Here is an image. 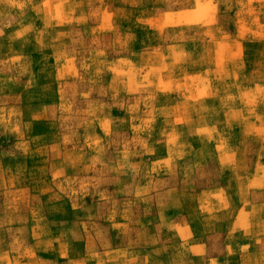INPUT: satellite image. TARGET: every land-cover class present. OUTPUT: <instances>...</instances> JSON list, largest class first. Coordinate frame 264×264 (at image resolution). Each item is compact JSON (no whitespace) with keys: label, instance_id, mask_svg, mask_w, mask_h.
Wrapping results in <instances>:
<instances>
[{"label":"rangeland","instance_id":"obj_1","mask_svg":"<svg viewBox=\"0 0 264 264\" xmlns=\"http://www.w3.org/2000/svg\"><path fill=\"white\" fill-rule=\"evenodd\" d=\"M0 264H264V0H0Z\"/></svg>","mask_w":264,"mask_h":264}]
</instances>
